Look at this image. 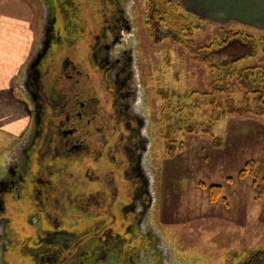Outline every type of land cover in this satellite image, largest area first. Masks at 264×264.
<instances>
[{
	"label": "flooded vegetation",
	"instance_id": "1",
	"mask_svg": "<svg viewBox=\"0 0 264 264\" xmlns=\"http://www.w3.org/2000/svg\"><path fill=\"white\" fill-rule=\"evenodd\" d=\"M39 1L48 41L12 84L26 122L0 166V264H173L147 216L129 0Z\"/></svg>",
	"mask_w": 264,
	"mask_h": 264
},
{
	"label": "rangeland",
	"instance_id": "2",
	"mask_svg": "<svg viewBox=\"0 0 264 264\" xmlns=\"http://www.w3.org/2000/svg\"><path fill=\"white\" fill-rule=\"evenodd\" d=\"M17 1L27 14L22 23L27 32L23 48L26 53L21 54V61L12 64V84L40 37V16L46 9L39 0ZM165 1L129 0L126 5L135 73L150 123L148 167L153 204L148 219L154 232L168 245L173 264H240L249 253L264 252V115L229 116L212 123L211 106L207 105L208 69L192 61L181 44L169 38L155 42L146 25L155 8L167 24L160 22V31L175 34L169 14L161 6ZM178 2L181 12L194 20L189 25L198 23L200 28L194 31V45L210 42L223 27L264 36V31L253 30L244 23L243 16L231 11L228 0H218L209 17L202 15V7L210 10L209 0H203L202 6L195 0ZM13 26L17 36L18 25ZM17 42V37L12 39V47ZM243 66L264 67V55ZM233 89L235 98H240L238 88ZM12 91L4 102L11 106L12 116L23 119L20 133L26 122L24 106L19 102L22 97ZM0 118L1 123L8 121L7 117ZM14 122L13 118L7 123L12 126ZM12 133V129L0 124V166L4 152L20 139L19 133ZM243 169L245 176L241 178ZM211 185L220 187L215 201L210 198Z\"/></svg>",
	"mask_w": 264,
	"mask_h": 264
},
{
	"label": "trees",
	"instance_id": "3",
	"mask_svg": "<svg viewBox=\"0 0 264 264\" xmlns=\"http://www.w3.org/2000/svg\"><path fill=\"white\" fill-rule=\"evenodd\" d=\"M161 6L165 13L169 14L167 16L175 34L165 35L160 31L159 23L166 24V20L159 17V11L154 8L150 11L146 24L150 27L152 39L159 42L169 38L174 44H181L192 61L208 69L206 85L210 94L207 105L211 106L212 123L229 116H263L264 67L243 66V63L264 55V36H254L242 30L223 27L210 42L197 46L193 44L192 39L194 33L200 29L198 23L193 24V27L189 25L194 20H190L187 14L181 12L182 7L178 0H166ZM234 86L238 88L241 99L235 98ZM200 126L202 129L203 125ZM189 131L198 132L194 129ZM206 132L209 134L211 130ZM245 171L246 169H243L240 172L241 178L245 176ZM209 192L211 201H215L220 194V187L211 185ZM240 264H264V252H251Z\"/></svg>",
	"mask_w": 264,
	"mask_h": 264
},
{
	"label": "crops",
	"instance_id": "4",
	"mask_svg": "<svg viewBox=\"0 0 264 264\" xmlns=\"http://www.w3.org/2000/svg\"><path fill=\"white\" fill-rule=\"evenodd\" d=\"M202 1L203 0H195L198 6H202ZM228 1L231 11H236L237 15H240L239 17L243 16L244 23L246 25H249L251 28H253V30L259 29L264 31V0ZM209 2L210 5L208 7L211 6L210 10L203 9L202 7V15L207 17L211 15L210 11H214V6L217 5L218 0H209ZM19 3L21 2L17 0H0V117H7L8 121L13 118L15 119V122L12 126L8 124V121L6 120L4 123L0 122V124L3 125V127L8 126L9 129H12V134H15L16 132L19 133L22 126L21 121H23L21 116H12L11 106L9 107L4 102L7 99L6 95L13 94L11 87L12 64L21 61V54L23 52L26 53L25 50L23 51V48L26 46L24 45V37L27 35V32L23 29L22 23L27 20V14L26 10ZM13 25H18V31L16 34L17 36H15V33L12 30L14 27ZM16 37L18 42L14 45V47H12L11 41ZM19 45L21 46L20 48L17 47Z\"/></svg>",
	"mask_w": 264,
	"mask_h": 264
},
{
	"label": "water",
	"instance_id": "5",
	"mask_svg": "<svg viewBox=\"0 0 264 264\" xmlns=\"http://www.w3.org/2000/svg\"><path fill=\"white\" fill-rule=\"evenodd\" d=\"M45 13H46V9H45L44 14ZM44 18L46 19V16ZM44 18H43V22H42V30H41V33H40V37L38 39V45L35 48V51L31 54V56H30L31 58L36 56V55H38L39 52L43 53L45 51L46 47H47V42L46 41H48V40H47L46 24H45ZM134 58H135L134 59L135 60L134 71L136 72L137 71V69H136V57L134 56ZM30 60H29V62H30ZM135 77H136V81L139 82L138 75L136 73H135ZM139 84H140V82H139ZM138 91H139V93H138L139 97L138 98H139L140 104H141L140 107L143 110L142 114L144 115V117H146V119L148 121V117L145 114L144 109L142 107L143 106L142 105L143 104V99H142L143 93L141 92V85L139 86ZM150 210H151V208L149 209V211L147 213V216H149Z\"/></svg>",
	"mask_w": 264,
	"mask_h": 264
}]
</instances>
